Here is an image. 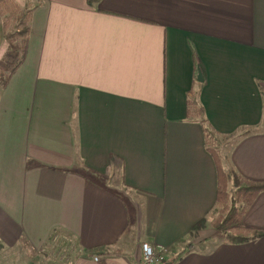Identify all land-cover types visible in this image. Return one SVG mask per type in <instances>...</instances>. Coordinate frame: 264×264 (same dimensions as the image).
Instances as JSON below:
<instances>
[{"label":"crops","instance_id":"obj_1","mask_svg":"<svg viewBox=\"0 0 264 264\" xmlns=\"http://www.w3.org/2000/svg\"><path fill=\"white\" fill-rule=\"evenodd\" d=\"M16 1L31 19L0 90V264H142V241L162 264H264V191L242 245L209 222L191 235L217 181L186 103L199 90L226 168L264 180V0Z\"/></svg>","mask_w":264,"mask_h":264},{"label":"trees","instance_id":"obj_2","mask_svg":"<svg viewBox=\"0 0 264 264\" xmlns=\"http://www.w3.org/2000/svg\"><path fill=\"white\" fill-rule=\"evenodd\" d=\"M86 1L89 7L100 2V0ZM21 8L16 0H0L2 37L7 44V50L0 59V90L8 84L26 57L31 12ZM199 102V90L194 91L186 102L187 119L198 120L201 124L206 150L212 155L216 167L217 187L212 208L204 219L191 228V235H194L199 228H203L206 222H209L212 228L219 232L220 240L229 244L242 245L254 237L253 229L245 226L243 222V213L246 212L256 195L264 191V180L248 179L239 175L232 167L226 168L224 159L218 151L220 147L226 146L231 135L221 134L211 128V124L205 117L204 108ZM190 246L191 244L185 249Z\"/></svg>","mask_w":264,"mask_h":264},{"label":"built area","instance_id":"obj_3","mask_svg":"<svg viewBox=\"0 0 264 264\" xmlns=\"http://www.w3.org/2000/svg\"><path fill=\"white\" fill-rule=\"evenodd\" d=\"M142 264H162L164 259L163 248L153 243V241H142L140 243ZM94 260L98 258L93 257Z\"/></svg>","mask_w":264,"mask_h":264},{"label":"rangeland","instance_id":"obj_4","mask_svg":"<svg viewBox=\"0 0 264 264\" xmlns=\"http://www.w3.org/2000/svg\"><path fill=\"white\" fill-rule=\"evenodd\" d=\"M0 33H2L1 26H0ZM6 47H7V44L3 41V39L0 38V59L3 57L4 53L6 52V50H7ZM220 151H221V147L219 148L218 152L221 153ZM119 194H121V193L119 192ZM60 249H61V246H59L58 244L55 243L53 246V249L51 250V253L54 254L53 256H59L60 254H57V253L59 252ZM42 252L44 253V250ZM61 252H63V251H61Z\"/></svg>","mask_w":264,"mask_h":264},{"label":"water","instance_id":"obj_5","mask_svg":"<svg viewBox=\"0 0 264 264\" xmlns=\"http://www.w3.org/2000/svg\"><path fill=\"white\" fill-rule=\"evenodd\" d=\"M201 77H202V74L200 71H198L197 82L202 83L203 79Z\"/></svg>","mask_w":264,"mask_h":264}]
</instances>
